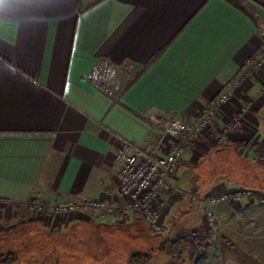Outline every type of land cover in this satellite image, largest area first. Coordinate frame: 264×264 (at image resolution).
Masks as SVG:
<instances>
[{
    "label": "crops",
    "instance_id": "obj_1",
    "mask_svg": "<svg viewBox=\"0 0 264 264\" xmlns=\"http://www.w3.org/2000/svg\"><path fill=\"white\" fill-rule=\"evenodd\" d=\"M87 1L0 0V253L30 251L34 235L58 245L82 244L91 228L109 226L154 237L151 250L166 239L187 237L176 255L192 264V247L198 248L193 231L200 228L192 211L202 210L183 192L201 196L238 188L214 177L239 163L230 156H237L235 144L252 147L264 161V143L244 124L253 104L262 101L261 66L240 79L211 127L179 160L174 178L180 191L160 197L167 205L161 231L150 232L136 212L120 221L87 212L63 217L50 206L122 201L114 177L121 141H157L160 131L148 114L194 120L264 41V0H247L255 23L224 0H100L80 12ZM103 62L121 69L125 88L119 96H109L95 79ZM243 108V126L218 138L213 128ZM170 144L165 138L161 152ZM33 200L43 204L39 214L29 211ZM260 201L218 205L232 208L237 234L243 235L247 221L264 229V217L243 218L254 216ZM221 256L218 264H245L227 247Z\"/></svg>",
    "mask_w": 264,
    "mask_h": 264
},
{
    "label": "built area",
    "instance_id": "obj_2",
    "mask_svg": "<svg viewBox=\"0 0 264 264\" xmlns=\"http://www.w3.org/2000/svg\"><path fill=\"white\" fill-rule=\"evenodd\" d=\"M260 66L263 67L264 73V41L260 42L256 51L246 60L241 72L222 87L194 120L186 121L180 118H164L148 114L147 120L158 128L160 138L144 144L123 139L115 152V185L122 201L100 199L60 201L50 206V209L58 214L87 212L97 218L116 215L120 221H124L130 213L136 212L150 232L161 231L163 226L160 217L165 204L164 201H160V197L163 193L173 190L180 191L177 189L174 178L178 161L187 148L195 143L207 128L211 127L213 119L220 113L223 104L233 95L240 79L252 69ZM128 70L131 71V68ZM94 76L109 96L115 97L122 93L124 84L121 80V69L118 66L103 62L96 66ZM243 110L244 108L222 128H213L218 138L243 126ZM165 138H169L171 144L162 153V142ZM210 191L203 198H198L192 192L183 193L192 201L199 202L209 226V235L213 236V234H218L217 231L222 226L219 215L214 210V204L237 199L251 201L254 200L252 198L254 191L250 188H236L222 193ZM32 206L38 210L43 208V204L36 200L31 202L30 209ZM214 252L216 259L208 264L221 262V254L218 251Z\"/></svg>",
    "mask_w": 264,
    "mask_h": 264
},
{
    "label": "rangeland",
    "instance_id": "obj_3",
    "mask_svg": "<svg viewBox=\"0 0 264 264\" xmlns=\"http://www.w3.org/2000/svg\"><path fill=\"white\" fill-rule=\"evenodd\" d=\"M261 91L260 100L262 101L253 104L254 108L249 111V113L251 112L249 115L251 118L246 117L244 122L246 125L245 131L256 133V142L258 144L264 143V88ZM234 146L239 163L233 161L237 158L235 154H233L234 151H232L230 156L232 158L231 160L234 162V166L227 164L226 170L218 171L214 177H224L237 187L254 189L255 191L253 190L254 192L252 195L254 200L248 202L252 204L255 199L261 201L258 203V206L253 209V211H255L252 212L254 216H243V218H247L246 220H248V218L262 219L264 215L262 213L260 214L259 211L264 213V206H262L264 205V161L252 147L236 144ZM231 160L229 161L231 162ZM222 162H224V160H222ZM175 174L176 173H174V176ZM195 195L198 198L204 197V195ZM233 201L244 202L243 199ZM197 203L199 204V202ZM218 204L219 202L215 203L213 207L219 215L222 226L219 231H217L218 234H213V236L209 235V226L206 222L201 205L199 204L202 213L199 208L192 211L195 212V215L199 218L197 222L192 219L193 224L200 223L199 229L205 230L204 233L206 234L203 246L198 248L192 247V264H208L214 262L216 259L214 251H218L219 254H222L224 247H227L230 253L238 256L245 264H264V251L262 250L264 249V229L253 225L252 220L242 224L241 228L244 232L243 235L237 234L236 222L232 218V208L228 205ZM166 207L167 205L165 204L162 210L163 213L166 211ZM29 211L32 212V214H36L34 212L39 214L38 212H41L42 209L38 210L35 206H32V209L29 207ZM257 211L259 213H256ZM68 214L69 213H60L58 215L65 217ZM201 214L203 215L202 222H200ZM185 222L187 223L188 221L179 223L184 224ZM146 228L148 229L147 225ZM158 234L163 235L162 232ZM239 235H241V239L237 242L236 240L240 238ZM149 236L150 235H142L137 237L133 232L129 231V229H112L109 226H97L87 231L86 238L83 240L84 242H82V244L73 242L67 245H58V242L50 239L46 241L45 238L34 235L31 241L32 244L30 243L31 245H28L30 248H27L30 251L18 253L15 262L11 264H124L132 254L136 252H149L151 250L149 244L153 241L154 237ZM209 238L210 240H208ZM185 239L188 240L189 238L186 237ZM58 241H61L60 243L65 242L64 239H58ZM181 257H183V255ZM147 264H183V262L180 261L178 255L174 257L166 256L164 259L162 253L154 252L153 257Z\"/></svg>",
    "mask_w": 264,
    "mask_h": 264
},
{
    "label": "trees",
    "instance_id": "obj_4",
    "mask_svg": "<svg viewBox=\"0 0 264 264\" xmlns=\"http://www.w3.org/2000/svg\"><path fill=\"white\" fill-rule=\"evenodd\" d=\"M100 0H88L84 4H82L80 8V12L84 11L85 9L95 5ZM236 9L240 10L244 13L250 20L255 23V13L253 7L247 0H224ZM125 88V86H124ZM104 90V89H103ZM124 90V89H123ZM237 157V156H236ZM245 166V165H243ZM205 230L195 229L193 231V238L197 240L198 247L203 246V242L206 238V234L204 233ZM185 244L184 237H177L174 239H166L162 241L159 246L152 249L149 252H136L129 257V264H147L151 258L153 257L154 252H161L166 255L174 256L176 254L181 253V249ZM24 252L26 250H13L11 248H6L5 251L0 253V264H11L15 262L18 253Z\"/></svg>",
    "mask_w": 264,
    "mask_h": 264
},
{
    "label": "flooded vegetation",
    "instance_id": "obj_5",
    "mask_svg": "<svg viewBox=\"0 0 264 264\" xmlns=\"http://www.w3.org/2000/svg\"><path fill=\"white\" fill-rule=\"evenodd\" d=\"M263 80H264V74H263ZM237 158V157H236ZM238 159V158H237ZM238 188H242V187H238ZM243 188H247V187H243ZM254 190V189H253ZM255 191V190H254ZM260 195V194H259ZM261 196V195H260Z\"/></svg>",
    "mask_w": 264,
    "mask_h": 264
}]
</instances>
